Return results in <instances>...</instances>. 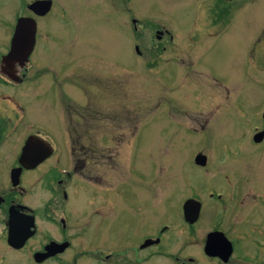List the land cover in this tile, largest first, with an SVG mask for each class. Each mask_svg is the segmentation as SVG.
Returning <instances> with one entry per match:
<instances>
[{
    "label": "rangeland",
    "instance_id": "1",
    "mask_svg": "<svg viewBox=\"0 0 264 264\" xmlns=\"http://www.w3.org/2000/svg\"><path fill=\"white\" fill-rule=\"evenodd\" d=\"M34 1L0 0V54L8 52L15 20L27 16L25 6ZM49 1L50 12L37 21L32 64L41 69L38 80L56 88L60 103L21 104L28 110L68 105L80 114L81 133L88 128L89 109L106 111L109 121H97L96 132L103 139L108 131L111 140V241L103 235L90 240L111 243L116 255L126 251L120 264H191L173 262L178 254L195 256L192 264H223L201 250L208 222L218 218L205 189L255 184L253 192L264 198V142L252 140V125L263 121L264 110V0ZM156 29L167 30L172 44L166 33L158 38ZM15 64L22 68L16 62L5 66ZM26 91L25 85L0 83V96ZM34 122L46 124L38 117ZM198 151L207 155L204 166L193 162ZM131 169L138 178L130 177ZM190 190L205 193L207 204L188 230L181 204ZM120 193L131 207L119 217ZM78 196L86 206L87 189ZM250 196L235 203L245 215L236 222L239 230L264 216L262 207L250 210L258 205ZM165 223L159 242L152 240L138 255L130 243L123 245V238H154ZM239 241L234 240V254L264 262V250L249 238ZM224 263L250 264L233 257ZM0 264L24 263L0 244ZM80 264L94 263L84 258Z\"/></svg>",
    "mask_w": 264,
    "mask_h": 264
},
{
    "label": "flooded vegetation",
    "instance_id": "2",
    "mask_svg": "<svg viewBox=\"0 0 264 264\" xmlns=\"http://www.w3.org/2000/svg\"><path fill=\"white\" fill-rule=\"evenodd\" d=\"M25 8L27 9V5ZM27 11L28 15L25 17L35 22V32L32 49L26 61L22 68H18L16 64V66L7 67L0 63L1 84L27 87L23 96L13 92L3 93L0 96V244L14 255V259L23 261L24 264H80L81 259L84 258L90 259L94 264H113V261L114 264H120L126 258V251L120 253L122 255L120 257V254L112 253L111 243L104 242L102 246H98L90 240L95 236L103 235L109 242L111 241V223L114 215L111 195V140L108 131L104 130L103 139H101L102 133L96 132V128L99 127L96 125L97 121L101 118L105 122L109 121L108 115L106 111L100 114L96 113L101 112L100 110L89 109L87 117L89 129L86 128L81 133L80 114L68 105L60 109L38 107L41 110H28L21 104L24 99L34 105L40 99L47 104L48 100L53 99L58 100L55 103H60L56 88L52 84L46 87L43 81L38 80L40 68L32 64L37 21L44 16H37L32 11ZM132 21L133 19L131 20L133 24ZM155 31L158 33V38L166 33L168 43L172 44L173 36L167 30L156 29ZM4 54H0V60ZM59 72L61 74L63 72L62 65ZM72 79L74 81L76 77ZM52 83L56 86L58 81L52 79ZM103 87L106 88V86ZM88 99L89 97L86 98V102ZM103 101L106 102L104 96ZM61 104L64 102L61 101ZM236 105L238 108L241 106L239 103ZM263 112L264 110L260 114L263 121L252 125L254 131L252 140L256 145L264 142ZM37 117L46 124L35 123L34 119ZM68 120L70 122H66ZM82 127L84 128V125ZM86 132H88L87 139ZM260 132H262L260 140L254 139V136ZM199 153V151L196 152L195 156ZM200 154L205 156L206 163L207 155ZM195 165L199 167L198 164ZM130 172L134 175L130 174L131 178H138V174L133 169ZM81 186L82 188L79 189ZM254 188L255 184L232 186L227 190L205 189L209 202L212 200L216 203L218 218L212 217L211 221H207L209 229L204 234L201 246L204 257L209 260H220L225 264L219 255H209L204 250L207 238L209 236L212 238L215 233L221 232L232 244L233 251L228 258L248 261L250 264H258V262L264 264L262 261L254 262L250 258L234 254V240L236 238L238 242L239 237L245 240L249 238L255 249L264 250V240L260 236L264 234V216L262 220L250 222L245 229L239 230L236 226L238 219L245 217L242 213L243 206L239 205V209V206L235 205L238 199H241L243 203L244 194L251 195L252 200L257 199L258 205L250 207L251 211L262 207L260 211L264 213V198H258L257 193L253 192ZM86 189L90 195L89 202L86 206H81L78 195ZM205 193L192 194L190 190L181 204L182 207L183 203L190 198L198 202L199 213L195 221L200 218L203 205L207 204L206 197H203ZM119 200L120 210L117 214L120 217L131 205L125 203L126 194L120 193ZM182 218L188 230L195 223V221L190 223L184 218L183 207ZM223 221L229 224L228 228L223 226ZM165 226L167 229L168 225ZM159 230L154 238L160 239L161 232L165 231L162 225ZM9 232L12 242L18 243V246H10L7 243ZM230 234L234 238H231ZM152 238L141 237L139 240L135 236L130 242L123 238V245L127 246V243H130L131 253L138 255L139 252L151 248L152 245L146 248L140 246L146 240L152 241ZM214 238V247L218 248L220 243L216 235ZM87 239L90 243L86 242ZM136 242H138L137 248H135ZM221 248L223 249L222 246ZM131 260L135 263L139 262L138 257ZM172 260L175 263L177 261H186L191 264L198 262L193 255L182 257L179 254L173 255Z\"/></svg>",
    "mask_w": 264,
    "mask_h": 264
},
{
    "label": "water",
    "instance_id": "3",
    "mask_svg": "<svg viewBox=\"0 0 264 264\" xmlns=\"http://www.w3.org/2000/svg\"><path fill=\"white\" fill-rule=\"evenodd\" d=\"M50 1L48 0H39V1H34L30 5L27 6V8L32 11L37 16H44L50 9ZM34 32H35V23L32 19L29 18H23L20 17L16 19L14 29L11 35L10 43H9V48L8 52L6 55L2 58V62L4 64H7L8 62H16L19 64V66L23 65L24 62L27 59V56L29 55L32 45L34 42ZM135 51L138 52V47L135 46ZM263 117H264V112H263ZM262 135V132L259 134H256L254 136V139L260 140ZM195 162L200 163V164H205V156L202 154H199L195 157ZM183 214L184 218L189 221L190 223L195 221L197 219L198 213H199V204L196 200L193 198L187 199L183 205ZM216 235L217 241H219V247L215 248L213 240L215 239L214 236ZM215 235L211 238L209 236L207 239V242L204 246V250L206 251L207 254L209 255H219L222 260H227V257L232 251L230 242L223 237V235L219 232L215 233ZM25 237H23L24 239ZM21 239V240H23ZM154 243H158V239L155 238L153 239ZM20 242V241H19ZM152 241L151 240H146L143 242V244L140 247H144L148 244H150ZM7 243L10 246H18V243H13L11 239V234L9 232L8 238H7ZM153 243V244H154ZM223 247V249L221 248ZM221 249V250H220Z\"/></svg>",
    "mask_w": 264,
    "mask_h": 264
}]
</instances>
